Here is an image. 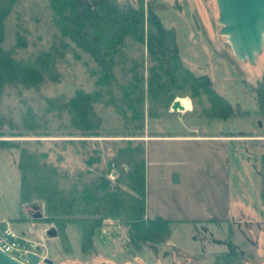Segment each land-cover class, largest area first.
Listing matches in <instances>:
<instances>
[{
  "label": "trees",
  "instance_id": "1",
  "mask_svg": "<svg viewBox=\"0 0 264 264\" xmlns=\"http://www.w3.org/2000/svg\"><path fill=\"white\" fill-rule=\"evenodd\" d=\"M23 3L0 0V99L10 88H19L20 93L22 89L58 84L61 76L65 77L60 67L67 65V52L76 61L81 60L90 86L70 81V88L58 89L53 96H34L16 117L0 114V127L7 126L8 133L16 137L27 132L50 136V127L65 130L63 136L79 132V136L89 138L127 137L113 139L111 154L106 157L108 165L123 164L127 169H119L114 184L106 179L97 140H62L63 145L79 141L75 154L82 157L85 170L70 171L60 165L61 158L49 159L40 139H0V148L19 149L20 203L44 202L46 217L34 220L53 222L60 233L66 224L79 223L82 252L94 246L95 231L105 219L123 228L120 240L124 248L139 251L144 243L166 241L171 222L146 216L145 145L136 139L143 136L145 117L170 115L173 100L184 95L191 99L189 113L196 117L227 119L246 116L248 112L233 108L213 88L207 75H196L184 66L175 30L163 25L156 7L149 2L45 0L40 8H47L48 31L54 30L47 48L16 58L18 51L26 47L27 29L16 32L13 46L7 44L6 37L14 19L19 25L17 11ZM35 11L37 17H32L34 11L29 14L34 21L42 18L40 11ZM143 46L146 62L138 49ZM115 72L126 79L127 85L112 82ZM252 90L256 114L264 117V71ZM117 92L120 96L113 94ZM127 98L129 101H125ZM109 126L113 131L103 134L102 130ZM3 134L0 130V137ZM227 245L226 251L215 254L213 264H244L236 246L230 241Z\"/></svg>",
  "mask_w": 264,
  "mask_h": 264
},
{
  "label": "rangeland",
  "instance_id": "2",
  "mask_svg": "<svg viewBox=\"0 0 264 264\" xmlns=\"http://www.w3.org/2000/svg\"><path fill=\"white\" fill-rule=\"evenodd\" d=\"M127 1L136 4V0ZM22 2L23 5L17 11L21 21L16 25L14 19L9 24L6 37L7 44L13 46L16 32L20 34L21 28L27 29L26 47L18 51L16 58L26 56L30 51L35 53L39 49L47 48L49 35L54 31L52 28L48 31L47 8L43 11L40 8L45 5V0H22ZM144 2L156 7L157 14L165 27H172L175 30L176 42L184 66L196 75H207L213 88L224 96L233 108L248 112L246 116L235 115L227 119L204 118L202 122L194 119L197 127L192 129L183 122L185 115L181 113L158 118L145 117L143 136L146 129L151 134L191 133L199 130L198 127H203L202 133L207 134L225 131L239 134V142L233 141L228 144L226 180L223 179L221 182L223 202L218 203L216 211L204 207V215H207L210 221H173L166 241L157 244L144 243L139 251L122 247L120 239L123 228L116 221L105 219L101 227L95 231L94 246L87 252H82V231L79 223H68L63 232L57 230V235L49 238L45 230L54 227L55 224L34 220L46 217L44 202H34L40 205L42 218H34L32 216L34 211L29 212L26 205L20 203V174L17 167L19 149L1 147L0 219L7 220L12 231L26 240L23 241L25 246L31 244L37 253L51 259L53 264H100L101 262L213 264L215 254L226 251L229 241L242 254L244 264H264V117L256 114L257 103L252 90L264 71V45L254 64L236 59L225 36L219 34L220 25L217 22L218 10L215 0H144ZM36 9L40 11L42 18L34 21L30 18L37 17ZM32 12L31 17L29 14ZM138 49L143 52L146 62V47L143 46L142 49L138 47ZM66 63L67 65L60 67L66 78L61 76L62 80L58 84L48 83L37 90L22 89L20 93H18L19 88H10L8 94L0 99V114L16 117L17 112L26 104H30L34 96L40 98L53 96L58 89L70 88V81L89 87L81 60L76 61L72 53L67 52ZM74 63L75 65L72 66ZM115 73L116 79L112 82L116 86L127 85L126 79L121 78L119 72ZM113 94L120 96L118 92ZM180 97L189 98L187 95ZM128 99L125 101H129ZM186 114L190 117L203 118L189 112ZM0 130L5 133L0 139L15 141L40 139L41 148L48 153L49 159L56 161L61 158L60 165L70 171L77 168L85 170L82 157L75 154L79 141H75V144L63 145L62 140H97L98 148L101 149L102 166L105 169L103 176L106 179L114 184L120 174L119 169H127L123 164L108 165L106 160L111 154L112 140L127 137L89 138L79 136V132H75L73 136H63L66 134L65 130L51 127L48 129L50 136L38 137L27 132L24 136L16 137L8 133L7 126L0 127ZM111 131L113 128L109 126L103 129L102 133H111ZM183 217L186 219V215Z\"/></svg>",
  "mask_w": 264,
  "mask_h": 264
},
{
  "label": "crops",
  "instance_id": "3",
  "mask_svg": "<svg viewBox=\"0 0 264 264\" xmlns=\"http://www.w3.org/2000/svg\"><path fill=\"white\" fill-rule=\"evenodd\" d=\"M191 109L169 112L185 115L183 122L192 129L197 127L194 119L202 122L204 118L188 116ZM198 128L191 133L160 134L146 129L144 136L136 138L145 145L147 217H162L170 222L210 221L204 207L216 211L218 203L223 202L221 182L226 180L228 144L239 142V134H207L202 133L203 127Z\"/></svg>",
  "mask_w": 264,
  "mask_h": 264
},
{
  "label": "water",
  "instance_id": "4",
  "mask_svg": "<svg viewBox=\"0 0 264 264\" xmlns=\"http://www.w3.org/2000/svg\"><path fill=\"white\" fill-rule=\"evenodd\" d=\"M218 10L217 22L220 25L219 34L225 36L230 48L239 61L256 62L257 56L261 54L264 45V0H215ZM171 111H182L184 106L179 99L171 103ZM260 124V122H259ZM34 213V218H42L43 212L39 204H29ZM47 237H55L57 229L49 227L46 229ZM30 264H39L40 257L28 252ZM43 264H53V261L44 257ZM0 264H24L0 249ZM100 264H112L101 262Z\"/></svg>",
  "mask_w": 264,
  "mask_h": 264
},
{
  "label": "built area",
  "instance_id": "5",
  "mask_svg": "<svg viewBox=\"0 0 264 264\" xmlns=\"http://www.w3.org/2000/svg\"><path fill=\"white\" fill-rule=\"evenodd\" d=\"M21 241L26 240L12 231L8 221L0 219V249L12 258L24 264H30L27 253L36 252L31 244L27 247L21 244Z\"/></svg>",
  "mask_w": 264,
  "mask_h": 264
},
{
  "label": "bare ground",
  "instance_id": "6",
  "mask_svg": "<svg viewBox=\"0 0 264 264\" xmlns=\"http://www.w3.org/2000/svg\"><path fill=\"white\" fill-rule=\"evenodd\" d=\"M178 99H179L180 103L184 106L185 109H190V107H192V103H191L189 98H187V97H183V98L180 97L179 98L178 97Z\"/></svg>",
  "mask_w": 264,
  "mask_h": 264
},
{
  "label": "flooded vegetation",
  "instance_id": "7",
  "mask_svg": "<svg viewBox=\"0 0 264 264\" xmlns=\"http://www.w3.org/2000/svg\"><path fill=\"white\" fill-rule=\"evenodd\" d=\"M27 209H29V212L32 211V209L30 207H27ZM41 264H43V263H41Z\"/></svg>",
  "mask_w": 264,
  "mask_h": 264
}]
</instances>
